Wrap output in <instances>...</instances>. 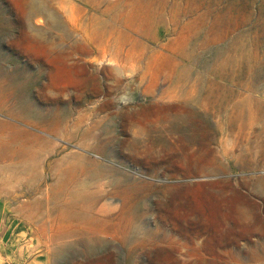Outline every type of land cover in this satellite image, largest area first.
I'll return each mask as SVG.
<instances>
[{"label": "rangeland", "instance_id": "1", "mask_svg": "<svg viewBox=\"0 0 264 264\" xmlns=\"http://www.w3.org/2000/svg\"><path fill=\"white\" fill-rule=\"evenodd\" d=\"M263 151L264 0H0V264H264Z\"/></svg>", "mask_w": 264, "mask_h": 264}, {"label": "bare ground", "instance_id": "2", "mask_svg": "<svg viewBox=\"0 0 264 264\" xmlns=\"http://www.w3.org/2000/svg\"><path fill=\"white\" fill-rule=\"evenodd\" d=\"M236 45L238 46L236 49H240V50H244L245 51V46L240 41H237ZM191 46H193V50L192 51H187L186 49H183L180 52V54H179L180 57L182 58V63L179 64V66L177 68V72L174 75V77L176 79L182 80V79H185L188 76L190 71L189 70H188L189 72L187 71L188 67L187 68L184 67L183 62H185L186 60H190V61L193 60L194 61L197 58L196 56L200 55V53L203 52V47L205 46V43L203 41L196 40ZM220 51H221L220 49L215 51V55L219 59L221 58L220 57V54H221ZM245 57L246 56L244 54L237 55L235 53V55H230V56H227L226 58L220 59V60H223V59L224 60L221 61L218 64L219 67L216 68L218 70L217 75H219V76L223 75L222 70H229L228 67L229 66L231 67L233 65L237 66L236 69L238 71H241V74H245L246 71L248 70L247 69L248 63H247V60L245 59ZM248 60H249V58H248ZM238 71H237V74L239 75L240 73H238ZM257 75H259V74H257ZM249 77H250V75H249ZM187 79H189V77ZM252 79H253V77H252ZM250 107H251V105H250ZM184 108L185 107H183V109ZM254 109H255V107H254ZM244 115H245V112H244V110L242 108L241 109H239V107L232 108L229 111L227 117L224 120L221 121L220 128L222 130H224L225 128L232 127L234 121H236V120L242 122L244 120ZM203 118H204L203 116L200 117V116L196 115V113H194V112H192L189 115H185L184 117L178 116V119H182L183 122L184 121L185 122L184 123H177V125L175 127H173V129L170 132H168V134L166 136L168 137V139H170V137L172 136L173 138H176L178 140H185L186 141V139H189V140L194 141V142L201 141V139H203V137L206 136V132L203 129L204 128V119ZM251 121H252V119H251ZM261 156H262L261 160L263 161L264 160V151L261 153ZM237 160L238 161L235 162V159H232V160L229 161L228 164L232 165V163H234V165H235V163H240L242 167H248V165L252 164V160L249 157H247V156H243V157L242 156H238ZM262 163H261V161L253 162L254 165H258V164H262ZM186 170L173 173L172 175H174V176H176L178 174H180V175L184 174L185 175L186 173H188V171H189V173L190 172H195V173H203V174L220 173V172H226V166L224 164L218 163V164H208V165H204V166H202V165L201 166H197L191 171L190 170L186 171ZM257 183L260 184V185H263V180L262 179H258Z\"/></svg>", "mask_w": 264, "mask_h": 264}, {"label": "crops", "instance_id": "3", "mask_svg": "<svg viewBox=\"0 0 264 264\" xmlns=\"http://www.w3.org/2000/svg\"><path fill=\"white\" fill-rule=\"evenodd\" d=\"M217 88H207L206 90H216ZM207 104H211L212 105V107H217L219 104H214L213 102H206ZM5 234V233H4ZM4 234L2 235V237L4 238L5 236H4ZM11 235H12V230H11V232L9 233V235H8V237H7V239L9 240L10 239V237H11ZM3 243H5V242H3Z\"/></svg>", "mask_w": 264, "mask_h": 264}]
</instances>
